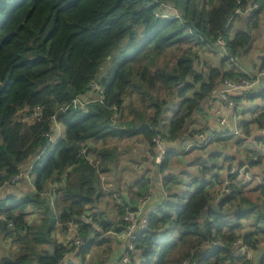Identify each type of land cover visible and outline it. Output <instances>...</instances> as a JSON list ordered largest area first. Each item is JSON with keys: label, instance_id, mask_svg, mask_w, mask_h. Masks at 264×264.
Here are the masks:
<instances>
[{"label": "trees", "instance_id": "obj_1", "mask_svg": "<svg viewBox=\"0 0 264 264\" xmlns=\"http://www.w3.org/2000/svg\"><path fill=\"white\" fill-rule=\"evenodd\" d=\"M189 1L0 0V242L5 244L0 264H64L75 249L85 259L96 245L112 239V235L107 238L112 229L125 233L124 216L139 210L140 198L149 189L153 192L150 203L157 189L166 197L156 208H146L150 222L138 239L142 264H228L242 259L234 246L237 241L255 250L264 239V200L257 205L243 197L240 187L244 186L239 183L231 184L232 193L222 194L223 181L214 192L217 181L210 186V181L193 177L185 191L169 196L165 191L163 171L172 154L196 149L184 152L181 146L191 134L181 135L187 119L216 90V79L240 75L203 70L190 46L218 45L220 36L230 53L249 46L251 33L240 32L229 40L227 25L238 10L257 4L251 14L258 17L264 8V0H217L210 2L209 9L205 2L209 0ZM170 5L177 6L179 14H170ZM126 38L121 57L114 58L115 65L99 78L103 64ZM169 54L174 60H167ZM91 81L102 92H92L96 98L82 99L75 108L74 102L90 92ZM197 85L199 90L194 91ZM131 87L146 103L139 113L141 124L114 129L113 121L124 112V98ZM172 97L180 100L179 107L165 130L164 114ZM36 107L41 108L37 116ZM57 124L64 129L61 137L55 135ZM131 132L151 146L154 170L138 183L137 195L130 193L133 200L138 198L137 205L129 208L121 202L118 220L112 222L88 212L104 196L100 171L89 156L96 154L105 170L116 159V150L100 152L94 146ZM156 136L173 144L157 170ZM213 169L206 163L200 172L205 175ZM24 173L26 178L12 182ZM30 179L33 190L23 198L2 196L3 189ZM160 179L163 187L158 188ZM259 188L264 198V184ZM30 210L35 213L32 220ZM251 217L254 231L241 234L242 221ZM58 234L69 241H60ZM9 242L15 248L6 249ZM260 264H264V252Z\"/></svg>", "mask_w": 264, "mask_h": 264}, {"label": "crops", "instance_id": "obj_2", "mask_svg": "<svg viewBox=\"0 0 264 264\" xmlns=\"http://www.w3.org/2000/svg\"><path fill=\"white\" fill-rule=\"evenodd\" d=\"M211 1L215 2V0ZM170 7L172 8L168 9L169 13L171 11L176 15L179 13L176 7L173 5H170ZM257 7L258 5L255 4L253 6L250 5L249 10H239V13L230 20L226 31L229 40H233L240 32H251V35H253L251 44L245 48L235 49L233 53H230L228 50L223 51L218 47L217 43L198 48L199 62L203 70L211 68L220 69L222 75L227 73L254 75L260 70L264 64V9L258 17H254L251 12ZM222 78L220 77L215 80L216 87L221 86ZM199 87L197 85L194 91L199 90ZM215 92L213 90L193 115L187 119L181 135L185 133L189 134L198 129H204L209 132L216 131L218 137L215 142L207 147L192 149L185 155L179 153L172 154L166 165L167 169L165 168L166 171L163 173L165 191L168 196L170 193L185 191L187 183L193 177H197L196 180L198 181L201 179L210 181L209 185L217 181L216 185L212 187L213 189L215 188L213 191L216 192L220 187L219 182L221 184L230 167L248 166L249 174L253 179L252 182L260 183V185L264 184V124L262 123L264 119V81L259 82L247 92L233 94L232 97L236 102L235 107H230L226 102L221 101L217 98ZM96 97V94L89 92L83 98V101L89 102ZM126 100L125 97L123 108L124 105H128ZM171 100L173 102L170 109L166 110L164 114L163 125L166 127L165 130L169 129V123L179 107L178 103L180 100L174 98ZM130 112L128 108L127 110L124 109L121 116L119 112L117 121L119 117H122L118 123L121 126L116 124L115 117L113 128L128 130L129 125H132L133 128H138L141 120L136 121L137 124H135V119L131 117ZM223 118L227 119L230 123L232 133H226V130L221 126L220 120ZM55 127L57 128L55 129V135L61 137L64 134L63 127L59 124ZM235 130L237 134L234 132ZM132 134L131 132L122 135V137H114L110 139L107 145H103L101 142L94 146L100 152L104 149L116 150V159L112 162L109 161L105 170L99 161H96V154L91 153L89 156L90 161L95 162L100 171L104 196L97 207L88 210V212L107 216L112 222L118 220V208L121 202L129 208L137 205L138 198L136 197L133 200L130 193L133 192L137 195L139 192L138 183L144 177L151 176L153 171L151 146L147 144L143 136H132ZM103 146L106 148H103ZM176 159H179L184 164L185 167L182 170H174L173 163ZM206 163L212 164V167L216 169L202 175L200 168ZM28 183L32 186L31 179L28 180ZM53 187L57 188V185H53ZM13 188L16 187L12 186L6 190L3 189L1 191L2 196L4 193L12 192L11 189ZM163 197H166L164 191L157 189L152 202L149 204V208L159 206L164 199ZM253 222V217L244 219L239 232L241 234L252 233L255 229L252 226ZM97 229L99 230L100 227H97ZM111 235L112 239L107 242V245L106 243L96 245L85 259L81 257L77 249L73 250L66 257L64 264H119L123 251H125L123 233L112 229L107 238H110ZM61 237L63 238L61 241H69L68 237ZM102 239L103 237L100 238V241ZM110 249L111 251L109 252L108 250ZM262 252H264V249L254 252V264H260ZM141 255L140 251L135 254V262L137 264L143 263Z\"/></svg>", "mask_w": 264, "mask_h": 264}, {"label": "built area", "instance_id": "obj_3", "mask_svg": "<svg viewBox=\"0 0 264 264\" xmlns=\"http://www.w3.org/2000/svg\"><path fill=\"white\" fill-rule=\"evenodd\" d=\"M239 13V10L237 11ZM226 42L223 37H219L218 46L224 50ZM264 81V67H261L260 70L255 73L254 75L250 74H240L234 78H224L222 79V83L220 87L216 88V95L221 101L226 102L230 107H235L236 102L233 99L232 95L236 93H244L251 90L256 84L259 82ZM90 92L101 93L102 88L94 81H91L88 85ZM81 99H78L74 102L75 108L80 105ZM84 102V101H83ZM41 114V108H35V115ZM264 124V120L262 121ZM221 126L226 130V133H232V129L230 123L227 119L223 118L220 120ZM236 134V130L234 131ZM189 137L186 141L181 143L182 149L184 152H188L189 149L192 148H203L211 145L215 138L218 136L216 131H206L204 129H198L192 131L191 134L188 135ZM52 139H54L52 137ZM155 144V152L156 155L153 159L155 164V169H159L165 162L167 153L169 152L170 144L165 139L160 136H156L153 139ZM248 166H241V167H233L230 169L225 178L223 179L221 193L227 194L232 193L233 188H231L232 183H239L242 186L247 185V183L251 182L252 176L249 174ZM27 177V173L20 174L14 176L12 179L13 183L18 182L21 179ZM157 187H163V181L160 179L157 181ZM153 197L152 189L146 190L143 196L140 198L139 201V210L137 212H129L127 213L123 220L127 224V228L125 233L123 234V238L125 241V251L122 257L121 264H137L135 262V254L138 251V239L140 231L145 229L149 225V214L146 211L147 206L149 205L151 199ZM235 248L238 250L239 255L242 256V259H238L241 264H254L253 263V254L257 250L264 249V242L258 244L255 250H251L248 247L244 246L241 240L237 241L234 244ZM232 260L228 261V264H237L236 261Z\"/></svg>", "mask_w": 264, "mask_h": 264}, {"label": "rangeland", "instance_id": "obj_4", "mask_svg": "<svg viewBox=\"0 0 264 264\" xmlns=\"http://www.w3.org/2000/svg\"><path fill=\"white\" fill-rule=\"evenodd\" d=\"M216 1V0H215ZM180 2L182 3L183 2V4H184V2L185 3H187L188 2V0H180ZM197 2V0H190L189 1V3L190 4H194V3H196ZM206 2V5H208L207 6V8L209 9L210 7H211V4H210V2H211V0H209L208 2L207 1H205ZM180 6H181V4H180ZM203 6V2H201L200 4H198L197 5V7L198 8H201ZM176 8H177V10H178V7L177 6H175ZM182 7V6H181ZM257 9V8H256ZM264 9V8H263ZM179 11V10H178ZM264 12V11H263ZM170 14H175L174 12H172L171 11V13ZM177 14H179V13H177ZM251 33V32H250ZM253 36V35H252ZM128 41H129V38H126V39H124L120 44H119V46L116 48L117 50L116 51H114L113 52V54H112V58H109V61H107V62H105L104 64H103V67L101 68V70L99 71V73H98V77L99 78H101V77H103V76H105L107 73H108V71L115 65H113V62H112V60L114 59V58H116L117 59V57H118V55L121 57V53H122V51H123V49L127 46V44H128ZM190 47H192L193 49L192 50H194V52H198V48H196V47H194V46H190ZM124 52H126V50L124 51ZM128 52H133V49H129L128 50ZM127 52V53H128ZM124 54V53H123ZM198 54V53H197ZM199 57V56H198ZM200 58V57H199ZM167 60H174V57H173V55L172 54H169V55H167ZM136 88V87H135ZM134 87H131V88H129L128 89V93L126 94V101H127V103H128V105L126 106V105H124V109H126L127 110V108L131 111L130 112V115H131V117H133L134 119H135V121H139L140 120V115H139V113L141 112V111H143L144 110V108L146 109V103H143V99H142V96L140 95V93H139V91L137 90V89H135ZM143 91H146V88L145 87H143V88H141ZM173 98V97H172ZM150 113L151 114H153V110H151L150 111ZM117 117H118V115H117ZM145 118H146V110H145ZM57 129V128H56ZM185 155V154H184ZM178 156H182V155H178ZM186 160V159H185ZM124 161H126V159H124ZM174 166H173V168H174V170H182L185 166H184V164H182V162L181 161H179V159L177 160H175L174 161ZM153 165V164H152ZM167 169V168H166ZM166 169L163 171L164 173H165V171H166ZM153 170H154V167H153ZM174 185V184H173ZM182 185V184H181ZM259 185H260V183H256V182H249V183H247V185H245L244 187H240L242 190H243V197H245V198H249V199H251L253 202H255L257 205H261L262 204V202H263V200H264V198H263V195H262V192H261V190H260V188H259ZM30 190H33L32 188H31V186L28 184V182H26V181H23L21 184H20V186H18V187H16V188H13V189H11V191L12 192H10L9 193V195H12L13 197H16L17 199H21V198H23L27 193H29L30 192ZM8 194V193H7ZM30 212H31V216H30V218H29V220H32L33 218H34V215H35V213H34V211L33 210H30ZM116 219V218H115ZM60 241L63 239L59 234H58V237H57ZM262 242H264V239H261L259 242H258V244H260V243H262ZM1 244H0V254L1 255H3V246L5 245V244H3V242L1 241L0 242ZM108 243H106V245H107ZM10 247H14L15 248V246H13L12 245V243L11 242H9V243H6V246H5V248L6 249H8V248H10ZM109 252L111 251V249L110 250H108ZM0 255V256H1ZM236 263L237 264H241V262H239V261H236Z\"/></svg>", "mask_w": 264, "mask_h": 264}]
</instances>
